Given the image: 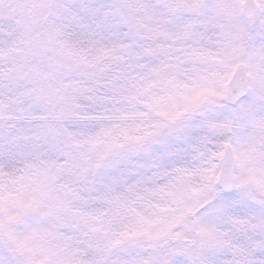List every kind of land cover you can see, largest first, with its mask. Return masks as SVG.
<instances>
[{
	"label": "snow or ice",
	"instance_id": "obj_1",
	"mask_svg": "<svg viewBox=\"0 0 264 264\" xmlns=\"http://www.w3.org/2000/svg\"><path fill=\"white\" fill-rule=\"evenodd\" d=\"M15 6L0 17V55L50 112L107 84L121 110L147 109L129 139L176 158L164 231L181 255L154 246L147 264H264V0ZM58 207L44 180L0 194V264H83L60 238Z\"/></svg>",
	"mask_w": 264,
	"mask_h": 264
},
{
	"label": "rangeland",
	"instance_id": "obj_2",
	"mask_svg": "<svg viewBox=\"0 0 264 264\" xmlns=\"http://www.w3.org/2000/svg\"><path fill=\"white\" fill-rule=\"evenodd\" d=\"M17 12L15 0H0V17L11 18ZM6 59L0 55V155L10 160L19 158L20 164L4 167V158L0 160V194L6 199H16L44 180L59 204L60 238L83 264H147L145 254L153 250L149 243L140 250H110V256L117 261L107 258L105 242L115 241L123 234L144 239L148 234L150 242L169 236L162 249H167L170 258H179L181 253L176 247L179 240L164 231V222L172 213L166 186L176 167V158L167 150L161 152L162 146L156 144L157 149H149L152 153L148 164L142 155L137 154V159L136 153L131 152L127 165L124 167L125 163L117 160L123 167L103 174V181H99L95 171L103 157L92 153L96 144L137 143L129 137L143 130L148 119L143 114L147 109L134 105L121 110L107 84L93 87L86 95L74 94L63 101L67 107L60 112L64 118L58 124L62 143L52 145V112L39 98L31 76L21 74L24 79L20 81L15 65L6 63ZM56 103L59 107L62 101ZM74 118H81L76 123L79 125L74 124ZM86 122L92 124L93 132L82 127ZM39 151L42 154L37 158L41 163L34 166L32 156ZM99 198L108 205L104 213L92 207ZM173 231H179V226Z\"/></svg>",
	"mask_w": 264,
	"mask_h": 264
},
{
	"label": "trees",
	"instance_id": "obj_3",
	"mask_svg": "<svg viewBox=\"0 0 264 264\" xmlns=\"http://www.w3.org/2000/svg\"><path fill=\"white\" fill-rule=\"evenodd\" d=\"M19 76H21L20 81H22L23 75H21L19 72H17ZM23 78V79H22ZM77 78H83L82 76H77ZM95 88L100 87L99 84L94 85ZM38 94V92H37ZM81 100V99H79ZM79 105V104H78ZM66 104H62L61 106L57 107L55 114L52 113V122L53 124V128L51 127V143L52 145H54L57 141L59 143H62L61 141H59V126L58 124L60 122H62V119L64 120V118H62L60 112H64V108H66ZM83 109L89 111V107L86 105H83ZM86 114H88V112H86ZM21 115V114H20ZM84 118V117H83ZM81 119V118H80ZM79 118H74V124L75 125H79L76 124L79 122L80 120ZM82 127H84V129H87V131H92V124H89L88 122L81 124ZM93 132V131H92ZM111 141H101L98 144H96V149L94 152H92L94 155L95 153H99L102 154V163L97 165L95 167V171L96 173L99 174L100 178L99 181H103L104 179L102 178L103 174L108 175V173H112L114 170H116L117 168L123 167L121 166V164L118 161H122L124 162V167L127 165L128 163V155L131 152H135L136 155H134L137 159L139 156H137V154L142 155L145 160L144 163L148 164L149 162V158H150V150H145L141 145H139L138 143H133V142H129L128 144L124 145V146H118L116 144H111ZM106 144H110V145H106ZM100 146V149H99ZM153 150L157 149L156 144L152 145ZM42 154V151L39 152H34L33 156H32V162L33 165H38L41 163V160L37 158V156H40ZM0 155V160H2L4 158V156ZM142 159V161H143ZM118 160V161H117ZM3 166L5 167L6 165L8 166H13V165H19L20 164V159H15V160H10L8 158H4L3 159ZM34 165V166H35ZM13 170V169H11ZM144 170V168H143ZM142 170V171H143ZM131 183H133V181H131ZM148 186V185H147ZM92 207L94 209H96L97 211H102L101 213L106 212L109 208L108 205L105 204V202L99 198L95 204H92ZM148 234L145 235L144 239L143 237H138L135 235H131V234H123L120 237H118L115 241H111V240H107V242H105L106 245H108V247H106L108 249V257L109 259H111V261H117L116 257H111V251L110 250H114L116 248H121L122 250H140L142 248L143 245H145L146 243L150 244L152 246V248L155 247H159V248H163L164 245L167 243L166 241L168 240L169 236L164 237L163 239H161L162 241H149L148 240ZM166 242V243H165Z\"/></svg>",
	"mask_w": 264,
	"mask_h": 264
}]
</instances>
